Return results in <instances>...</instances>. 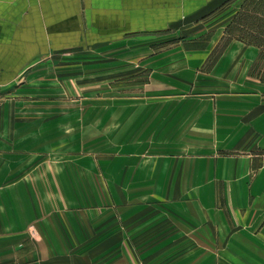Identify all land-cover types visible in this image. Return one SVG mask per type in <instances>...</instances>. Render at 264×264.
I'll return each instance as SVG.
<instances>
[{"label":"crops","instance_id":"0c3cea01","mask_svg":"<svg viewBox=\"0 0 264 264\" xmlns=\"http://www.w3.org/2000/svg\"><path fill=\"white\" fill-rule=\"evenodd\" d=\"M231 8L234 14L197 65V90L174 125L196 143L183 151L178 144L182 155L160 150L154 156L164 160L159 179L144 180L170 183L175 174L176 182L191 185L172 203L180 210L171 215L170 248L190 249L172 264H264V0H0V88L14 84L36 57L82 39H120L200 15L195 23L208 22ZM215 44L221 48L209 64ZM2 119L0 132L10 136L33 130L15 122L5 130ZM2 132L0 264H130L136 213L151 203L157 210L163 197H144L140 209L131 197L118 199L103 187L102 194L78 198L66 186L72 183L66 170L57 174L47 161L35 171L31 145L6 143ZM159 215L155 211V232ZM142 217L150 223L152 216Z\"/></svg>","mask_w":264,"mask_h":264},{"label":"rangeland","instance_id":"374dc122","mask_svg":"<svg viewBox=\"0 0 264 264\" xmlns=\"http://www.w3.org/2000/svg\"><path fill=\"white\" fill-rule=\"evenodd\" d=\"M233 14L231 8L203 23H195L201 15L185 18L159 31L132 32L109 41L82 39L66 49L36 57L14 84L0 88L3 129L14 122L19 128L33 127L30 133L14 137L2 129V138L6 143H29L35 171L47 161L57 174L66 170L72 182L66 186L78 198L107 190L114 191L118 199L131 197L137 205L155 193L163 197L157 210L151 203L150 208L136 213L130 233L135 246L129 253L127 249L130 264H135L138 256L144 257V264H172L170 259L176 261L190 250L170 248V219L180 210L172 203L184 197L191 185L176 182L173 172L170 183L147 184L144 180L159 179L164 160L154 156L160 155V150L163 156L168 150L182 155L186 144L196 143L197 137L185 135L186 128L180 125L176 130L174 125L185 115L188 95L197 90L192 88L200 79L197 65L204 63L203 53L211 49L213 34L222 32L226 27L223 21ZM214 47L209 64L221 48ZM11 113L16 115L14 120ZM178 144L182 151H176ZM60 161L67 163L66 168L55 165ZM96 177L97 184L92 182ZM155 211L163 221L157 225L162 228L158 232L154 230ZM144 212L151 213L150 223L140 219Z\"/></svg>","mask_w":264,"mask_h":264}]
</instances>
